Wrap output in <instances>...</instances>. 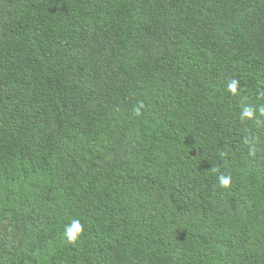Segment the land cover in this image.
I'll list each match as a JSON object with an SVG mask.
<instances>
[{"label": "trees", "instance_id": "obj_1", "mask_svg": "<svg viewBox=\"0 0 264 264\" xmlns=\"http://www.w3.org/2000/svg\"><path fill=\"white\" fill-rule=\"evenodd\" d=\"M261 107L264 0H0V264H264Z\"/></svg>", "mask_w": 264, "mask_h": 264}, {"label": "clouds", "instance_id": "obj_2", "mask_svg": "<svg viewBox=\"0 0 264 264\" xmlns=\"http://www.w3.org/2000/svg\"><path fill=\"white\" fill-rule=\"evenodd\" d=\"M237 84L238 82L233 80L229 83L228 85V90L235 94L237 91ZM142 107V105H141ZM135 114L138 116L140 115V107H136L134 109ZM260 112L264 113V107L260 108ZM255 115V112L252 108L250 107H243V110L241 112V120H246V119H252ZM223 155V154H222ZM231 176L230 175H224V174H220L217 177L218 180V184L220 187L227 189L230 184H231ZM83 228L81 225V222L79 219H73L70 222V225H65L64 228V237L66 239V242L69 244H74L77 239L79 238L80 234L82 233Z\"/></svg>", "mask_w": 264, "mask_h": 264}]
</instances>
